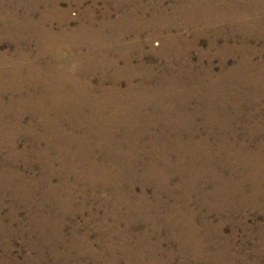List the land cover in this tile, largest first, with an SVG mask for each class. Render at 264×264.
<instances>
[{
    "label": "bare ground",
    "instance_id": "obj_1",
    "mask_svg": "<svg viewBox=\"0 0 264 264\" xmlns=\"http://www.w3.org/2000/svg\"><path fill=\"white\" fill-rule=\"evenodd\" d=\"M0 1H2L0 5L7 7L14 4L17 7L27 1L36 3L34 0ZM59 1L57 0L56 3ZM66 1L69 3L82 0ZM157 1L161 2V0ZM190 1L195 3V0ZM263 1L247 0L246 2L261 3ZM203 2L205 3L202 4L203 7L194 8V10L176 7L172 10V15L170 12L167 15L163 11L151 23L138 22L136 17L127 18L123 16L124 14H119L117 10H101L98 14L100 17H98L108 19L106 24L104 23L108 26L107 28L120 25L123 27L122 31L118 32L119 34L111 33V37L116 40L127 35L126 30L132 31L137 26L141 28L154 26L156 29L151 33V37L164 36L167 39L165 42H170L174 36L172 32L170 30L157 32V29L163 24L172 23L174 17L179 18L180 23L184 25L192 22L194 26L210 25L212 21L236 22L239 23V27L246 26L243 30L249 36L251 35L247 33L250 27L261 23L263 27L260 28L259 36L264 38L263 17L250 18V12L248 14V12L238 11L236 7L226 9L227 11L221 8L222 11L218 9L217 11L209 5V0ZM225 2L230 1H223ZM31 8L32 12H35L33 7ZM29 10L31 9H26V13L20 19L18 9H8L7 14L2 18L6 22L8 33L0 34V37L23 38L20 36L24 35L27 39L29 36H34L38 42V50L43 48L45 50L52 45V42L57 43L60 40L76 42L79 34L90 36V32L95 30L87 25L71 28L70 32L62 29L63 26H69L67 21L72 19L68 17L66 10L63 12L66 18H61V20H66L67 23L57 21L55 29H58V32L53 31L55 29L52 26L44 28L43 25L42 27L37 25L44 21L52 24V19H54L41 14L35 23L39 29L34 28L35 31L28 33L22 29L23 24L35 21H32L35 17L29 15ZM113 13H116L114 19L111 18ZM253 13L256 15V12ZM83 15L84 18H82ZM80 19H87L89 20L87 24H91L98 18L94 11L87 8L82 10ZM11 28L19 33L12 32ZM241 30L239 31L238 28V32ZM57 33L61 34L57 35ZM199 36L197 33L193 39L197 40ZM177 37L185 39L180 33ZM234 40L235 44L223 42L224 44L219 46L221 48H218L222 53L216 55L220 62L219 72H215L212 65L202 63V59L206 56H208L209 63L212 59L210 57L215 56L214 54L202 55L196 63L183 60L182 63L177 64V70L172 71V74H168L166 70L158 73L154 70V66L144 71L143 61L139 57L135 58V61L139 63L134 64V59L130 57L108 59L105 56L93 58H82L81 56L72 58L69 62L70 66H65L60 62L53 65L45 58H43L45 61L40 63V57L28 59L22 54L23 59L20 57L16 59L17 62L15 60L12 62L16 64L29 62V64H22L26 66V72L22 75L15 74V72L18 78L10 80L0 77V134L7 136L5 141H2L0 136V149L5 147L8 151L7 156L3 158V167L0 166V188L4 192L11 193L13 197L16 196L20 201L32 199L39 192V199L43 200L41 204L54 202L53 206H59V209L65 213L69 209L62 208V205H67L61 203L65 201L62 198L67 196L73 198L72 195L75 193V186L69 184L68 177L72 175L75 183L83 173L84 183L93 188L100 187L103 199L100 201L102 206L99 207L106 212L102 215L101 223L96 229L95 242L90 240L89 232L78 236L74 231L70 235V245L73 247L79 242L90 247L95 243L103 244L109 249H118L120 243H123L125 251L127 248L137 251L141 245L150 244L155 249L161 248V242L157 238L153 236L154 240H150V237L146 238L149 232L147 228L140 233H134L132 230L135 226H129V224L138 218L143 219L144 222L147 220L144 211L147 206V200L144 199L147 197V187L156 188L153 189L155 200L160 198L157 188H166L167 196H173L183 201L185 205L191 202L190 198L194 196L192 203L202 206V214L215 211L221 216L220 220L214 224L201 219L204 225L208 226V233L214 234V239L213 237L206 238V244H218L219 238H224L222 228L225 224L234 227L238 225L232 224L229 218L232 214L225 211V209L234 208L235 203L231 200L233 191L242 188L234 182L239 183L243 176L248 174L247 171L250 179H253L255 171L262 172L264 176V140L251 146V141L254 142L255 136L264 134V124L257 123L259 120L257 117L264 107H258L254 102V99L264 100V59L261 57L260 48L256 49L257 47L250 45L245 39H241L240 42H237L235 38ZM214 45L216 46L214 42L210 44V46ZM15 50L23 52L20 43ZM2 53L5 52L0 51V55ZM235 54H239L240 57H236ZM1 56L0 64L3 65L6 62ZM229 56L236 58L235 64H228ZM257 56L259 58L254 61ZM31 61L38 62L34 64ZM61 65L64 66V70L70 69L71 73L65 71L64 74L61 73V68H58ZM99 69L102 71V77L100 76L94 84L91 78L96 76ZM49 70L54 71L55 75L51 79H44L41 74L49 73ZM56 73L61 75L56 76ZM246 73H252V75ZM154 77L156 79L153 82ZM107 83L109 86L106 85ZM121 85L124 87L122 88ZM53 89L56 91H52ZM4 93L7 94L6 99H9L7 102L2 96ZM15 93L20 97L14 98ZM239 99L246 100L249 107L241 106L238 103ZM228 105H231L230 108ZM27 115L42 117V124L36 126L33 121L24 124L23 117ZM234 121H239L241 126L239 130L233 127ZM239 134L243 136L239 137ZM17 135L27 137L33 142L30 146H25L23 151L31 149L34 157H27L28 153L15 154L14 139ZM40 142L44 145H39ZM36 144L37 147H35ZM52 149L55 150V155L50 153ZM19 157L28 160L27 163L30 164L32 170V162L37 163L41 167L40 176L28 180L23 173L14 174L11 170H8L10 171L8 173L7 169H16V167L8 168L6 162L16 165V158ZM140 160L142 168L140 172H136L132 166ZM236 166H240L241 169H236ZM54 175L58 179L56 184L52 183ZM137 175L141 177L140 180L138 179L141 191L139 194H135L134 191ZM175 177L177 181L172 186L180 192L177 195L168 191ZM111 180L117 182L113 185V192L107 191L111 187ZM25 183L32 187L31 191L21 190L18 186V184L24 185ZM44 187L45 190H41ZM258 193L264 196V190ZM92 196L93 199H99L100 194ZM252 196L257 198V193L253 191ZM48 198L51 199L48 200ZM124 199H128L130 204L125 210V216H122L118 215V211ZM136 199L145 201L137 207ZM240 207L241 205L238 209ZM187 209L186 207L179 209L178 204H173L168 207L169 214L164 216V222L172 231L181 230L178 234L170 231L172 242L178 245L180 251L189 244L188 239L195 231L194 224L191 222L192 214ZM73 210L74 208L68 212L72 213ZM78 212L80 211L73 213ZM113 214L116 217L112 223H109L108 217ZM175 215H177L176 218ZM122 220L126 222L124 228L120 227ZM64 222L65 220L62 219L60 223ZM49 223L53 225V221L32 224L33 232L38 231L39 233L37 239L43 243L48 242V240L45 241L47 232L42 234L40 227ZM48 231H51V238H49L52 241L50 243L61 242L59 230L51 226ZM205 241L202 240L198 244H204ZM87 249L90 250L88 247ZM223 249H220L215 257L211 255L204 261L207 264H234V262L223 260ZM38 257L42 258L40 254ZM106 262L107 264H173L170 262L169 255L165 260H155V262H114L109 255Z\"/></svg>",
    "mask_w": 264,
    "mask_h": 264
},
{
    "label": "rangeland",
    "instance_id": "obj_2",
    "mask_svg": "<svg viewBox=\"0 0 264 264\" xmlns=\"http://www.w3.org/2000/svg\"><path fill=\"white\" fill-rule=\"evenodd\" d=\"M34 1H36V3L27 1V3H22L17 7H15V4L10 5L11 7L0 5V34L8 33V31L6 30V22L2 20V18L7 14L8 9L10 8L18 9V16L20 17V19L22 15L26 13V9H31L28 13L29 15L31 14V17H35V19L32 18V21L35 20L33 22L34 24H23L24 27L22 28L28 33H32L33 31H35L36 29L34 28L39 29L37 25H40V27H42L43 25L44 28H49L52 26L55 29L57 28V21H61L63 24H66L68 22L69 26H63L62 29H66V31L69 32L71 31V28L78 26L84 27L86 25L88 27H93L95 30L94 32H90V36H81V34H79V38L77 36V40H75L76 42H74V40L69 42H63L61 40V42L59 41L57 43L52 42V45H50L45 50L44 48L38 50V42H36L37 40L36 38H34V36H29V38L27 39H25L24 35L20 36L23 38L18 37L19 39L12 37H0V51L5 52V55L2 53L3 55L1 54L2 56H0L1 58H4L3 60L6 62L3 65L0 64L1 78L10 80L13 78H18L15 74L22 75L24 72H26V66L22 64H29V62H19L20 64H16V59L20 57L21 59H23L22 54H24L28 59L40 57V63L44 62L45 59H47L53 65L57 62H60L65 66H70L69 62L72 60V58L81 56L82 58L105 56V58L108 59L112 57H130L134 59V64L139 63V61H135V58L139 57L143 61V65L146 67V69H144L145 67L142 66V69L144 71H146L148 67L154 66V70H156L158 73H160L161 70H166L168 74H172V71L174 70L176 71L177 64L179 65L183 60H190L192 61V63H196L200 56L214 54L215 56L210 57L212 59L209 61V63L207 60L208 56H203L204 58L202 59V63H204V65H212L214 71L219 72L220 62L216 55L222 53H220L218 48H221L219 46H221L225 42L235 44L234 38L237 39V42H240L241 39H245L249 42L250 45L257 47L256 49L260 48L259 50L262 51L261 57H263L264 59V38L262 36H259L260 28L263 27L261 23L250 27V30L247 33L251 35L249 36L246 35V32H244L243 30L246 26L241 25V27H239V23L237 24L236 22H231L228 20L217 22L212 21L213 23L210 25L194 26L192 22L186 23V25H184L180 23L181 21L179 20V18L174 17L172 18V23L176 22L174 23V25L172 23H168L167 25L166 23L159 26V29H157V32H167L168 30H170L172 32L171 34L174 35L173 40H171L170 42H165V40L167 39H165L164 36H160L157 38L151 37V33L156 29V27L154 26H145L142 28L137 26L133 28L132 31L126 30L128 31V34L124 37H120L119 40H116L111 37V33L114 32L117 34L119 31H122L123 27L120 25L107 28L108 26H105L104 23L108 19H100V15H98L100 14L99 11L101 10H117L119 11V14H124L123 16H127V18L136 17V21L138 22L142 21L143 23H151L154 19H157V17H159L161 12L163 11V13L166 12L167 15H169V12L172 15V10L176 7L194 10V8L203 7V5L205 4L203 2L204 0L202 2H200V0H195V3L191 2L190 0H161V2L157 0H96V3L94 2V0H82L81 2L70 1L69 3L66 0H60L58 3H56L57 0ZM223 1L227 0H209V5L213 9L216 8V10L218 9L220 11H222L221 8L227 11L232 7H236L235 9L238 11L240 10L242 12H248V14L250 12V18H264L263 0V2L261 3H249L246 2L247 0H229V3H223ZM249 4H251V6ZM31 7H33L35 12H32ZM87 8H90V11H94L98 18L91 24H87V22H89V20L87 19H80L82 10L84 11V9ZM53 9L56 11H54ZM66 10L68 11V17L70 16V18H72L67 22L66 20H61V18H66V15H64L63 13ZM253 12H256V15H254ZM41 14H46L47 18H54L52 19V24L44 21L45 23L43 22L41 24L35 25ZM111 16L112 19L116 18V13L111 14ZM82 18H84V15ZM169 25L172 26L169 27ZM237 26L239 28V31L240 29H242L241 32H238ZM53 31L58 32L59 30L55 29ZM12 32L19 33L14 30H12ZM179 33L183 35V37L185 38L184 40L181 39V37H177ZM197 33L200 36L197 38V40L193 39L194 35ZM58 34L60 35L61 33H57V35ZM213 42L216 44V46H210V44ZM19 43L22 47L23 52H18L15 50V47ZM235 55L236 57H240L239 54ZM257 58L259 57L257 56L256 58H254V61H256ZM228 59H230V61L228 60V64L233 65L236 63V58L229 56ZM13 60H15L16 62L13 63ZM31 62L35 64L38 61ZM120 63L122 64V61ZM62 65L58 67L61 68V73H71L70 69L64 70V66L62 67ZM48 72L49 73L41 74L44 79H51L55 75L54 71L52 72L51 70H49ZM246 74L252 75V73ZM57 75L61 74L56 73V76ZM101 75L102 71L99 69L96 76L89 78H91L93 80V83L95 84V82L97 83V80ZM155 79L156 78L154 77L153 82L155 81ZM15 80L16 79H14V81ZM106 85H108V83ZM121 87L123 88L124 85H121ZM52 91L56 90L53 89ZM62 92L65 93V91ZM6 93L2 94L5 102L9 100L8 98L6 99ZM14 95V98L20 97V95L17 93H15ZM240 100L241 99L238 100V103H240L241 106H243L244 108L249 107V104L246 100V103L242 100L240 102ZM254 100L258 107H264V100ZM193 105L191 106V108L193 107ZM228 106L230 108L231 105ZM261 113L257 117L259 118V120H257L258 124H264V109L261 110ZM200 118H198V121H200ZM42 120L43 118L40 116L31 117L27 115L23 117L24 124L28 123V121H33L36 126L41 125ZM232 125L234 128H238L237 130H239L241 127L239 121H234ZM247 125L251 126V124ZM0 136L2 138V141L7 140L6 135L2 136L0 134ZM242 136V134H239V137ZM255 137L254 142L251 141V146H253L252 144L264 140V134L256 138ZM14 140L16 142L15 154L21 155L22 153H28L27 157H34V154H32V151H30L31 149L23 151L25 146H30L33 143L29 138L17 135L15 136ZM39 145L43 146L44 143L40 142ZM37 146L38 145L36 144L35 147ZM50 153L55 155L56 152L54 149H52L50 150ZM7 154L8 151L5 147L0 149V166L2 167L3 158L6 157ZM27 162L28 160H24L23 157H19L18 159L16 158V165L11 164L10 162H6L8 168L16 167V169H7V171L11 170L14 174L23 173L25 178L28 180L32 179L33 177H39L41 173V167L38 166L37 163L32 162V170V168H30V164ZM140 162L141 160L132 166V169L136 172L141 171L142 162ZM235 168L241 169L240 166H236ZM8 173H10V171H8ZM247 173L248 174H246L245 176L248 175V177L243 176L242 180L239 183L238 181L234 182L235 184L242 187L241 190H232L233 194L231 200L235 203L234 208L225 209V211H227L229 214H232V216H229L232 224L238 225L234 227L230 224H225L222 228V234L224 235L222 237L224 238L220 237L219 240L221 242L219 241L216 245H214L213 243H209L208 245L206 244V238H212L214 234L208 233V226L204 225V221L202 220L206 219L208 222L214 224L220 220V215H218L215 211L202 214V206L192 203V199L195 198L194 196L190 198L191 202H187V204L185 205L182 203L183 201H180L173 196H167L165 194L166 188H157L159 190L158 194H160V198L158 200H155L153 197V189L156 188L154 186L147 187V197L144 198L145 200H147V206L144 209L147 220L144 222L143 219L138 218L134 222H131L129 226H135V228L132 230L134 231V233H140L147 228L149 232L146 238L149 239L150 237V240H154L155 238H157L161 242V248L155 249L152 244L148 246L141 245L140 248L137 249V251H131L128 248L127 251L123 250V248H125V244L123 243H120L121 245H119L118 249H109L106 248L103 244L95 243L93 245L89 244L91 245L90 247L79 242L74 244L73 247L70 245V235L74 231L76 232V234H78V236L82 235L85 232H89L90 240L94 241L95 236L97 235L96 229L101 223L100 220L102 218V215L106 212L102 207H99L102 206L100 201L101 199H103L102 193H100V187L96 186L93 188L84 183L83 173L80 174L79 180L75 183L73 182L74 179L72 175H69L68 181L69 184L75 186V193L72 195L73 198H71L70 196L63 197L62 200L65 201L61 202L63 204H67L62 205V208L66 207L69 210L74 208L72 213L74 211H80L73 214L71 212L69 213V210L66 211L67 213H64L59 209V206L54 207V202L52 203L51 201L41 204L43 200L39 199V192H37L35 197H33L34 199L30 198L26 199L25 201H20L18 198H16V196L13 197L11 193L4 192V190L0 188V262H3L2 264H4L5 262L6 264H93V262H96V264H99V262L101 264H107L106 260L109 259V255H111V257L114 259V262H155V260H165L167 255H169L170 262H172L173 264H207L204 260H206L211 255V257H215L220 249L225 248V250L223 249V260H227L226 262H234V264H264V196L258 193L259 191L264 190V176L261 174L262 172L255 171L252 176L253 179H250L249 172L247 171ZM81 175L83 177H81ZM140 178V175H137L135 183L136 187L134 190L135 194H139V192H141L138 186ZM176 181L177 178L175 177L171 186L168 188V191L170 193H173L174 195L180 193L172 186ZM57 182V176L54 175L52 177V183L56 184ZM111 182V187L108 188L107 191L113 192V185L117 182H114V180H111ZM18 186L21 188V190L24 191H31L32 189V187L27 183H25L24 185L18 184ZM41 190H45V187ZM253 191L257 193V198L252 196ZM94 194H100L99 199H93L92 195ZM246 196L248 197L246 198ZM50 199L51 198H48V200ZM144 201L136 199L137 207ZM61 203L59 205H61ZM129 204V200L124 199L123 202L119 205L120 211H118V215L125 216V210L129 206ZM173 204H178L179 209L184 207L188 208L187 210L192 214L191 222L195 227L194 233L188 239L189 244H187V246H185V248L181 251L179 250L178 245L172 242L170 232L172 230L170 229L169 225L164 222V216L169 214L168 207ZM240 205L241 207L240 209H238V206ZM114 217H116L115 214L108 217L109 223L113 222ZM176 217L177 215H175V218ZM184 218H186V216H184ZM62 219H64L65 222L61 224L60 222ZM45 221H53V225H50L49 223L46 224V226L41 225L40 227V230H42V234L44 232H47L45 238V241L48 240L47 243H43L41 240L37 239L39 233L38 231L36 233L33 232L32 227L33 223H43ZM59 223L61 224V226L59 225ZM51 226L53 229L59 230V233L61 232V242L50 243L52 241V239H50L51 231H48V229ZM125 226L126 222L122 220L120 222V227L124 228ZM180 231L181 230L179 229H174L172 232L178 234V232ZM229 235L231 236L230 238L226 237ZM152 236L155 238H153ZM133 239L135 240V237H133ZM212 239H214V237ZM202 240L203 242L206 240L205 243L198 244V242ZM54 241L57 242L56 240ZM87 247L90 249L89 251ZM39 254L42 256V258L38 257Z\"/></svg>",
    "mask_w": 264,
    "mask_h": 264
}]
</instances>
